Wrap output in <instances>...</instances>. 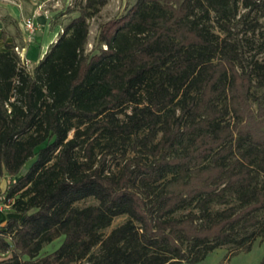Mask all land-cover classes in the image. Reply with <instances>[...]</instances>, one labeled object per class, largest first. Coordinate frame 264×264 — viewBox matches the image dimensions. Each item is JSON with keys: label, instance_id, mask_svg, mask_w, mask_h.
<instances>
[{"label": "trees", "instance_id": "1", "mask_svg": "<svg viewBox=\"0 0 264 264\" xmlns=\"http://www.w3.org/2000/svg\"><path fill=\"white\" fill-rule=\"evenodd\" d=\"M109 1L68 7L31 72L6 29L24 37L19 23L0 17L11 214L0 264H198L222 247L249 251L264 238V31L257 46L246 34L261 30L264 0H135L87 51ZM87 199L97 204L76 206Z\"/></svg>", "mask_w": 264, "mask_h": 264}, {"label": "rangeland", "instance_id": "2", "mask_svg": "<svg viewBox=\"0 0 264 264\" xmlns=\"http://www.w3.org/2000/svg\"><path fill=\"white\" fill-rule=\"evenodd\" d=\"M76 0H0V17L9 16L11 20H15L18 23L30 18L33 13L38 7L42 6V10L40 16L36 18H41L40 23L35 20V31L31 35L29 41L22 36L17 34V30L15 26L11 23L6 24L7 32H9L12 38H17L16 42L19 45V53L24 57V61H28L26 70L31 72L34 68L36 61L42 55V48L39 46L41 45L42 39L44 34L47 31L48 37L51 39L48 42L50 46L52 43L56 42L59 34L62 32L63 26L67 23V16L64 14L68 7L73 6ZM135 3V0H110L109 3L102 8L100 13L90 21V33H89V43L87 46V51H90L92 45L94 43L97 28L99 24L109 21L110 19L122 15L129 7H131ZM245 11L240 10V14L242 15ZM17 18L18 20H16ZM53 20H57L62 23L61 26L56 27L55 29L51 30V22ZM43 22V23H42ZM259 23L262 24L261 30H258L253 34L249 32L246 34V37H250L251 40L255 42V46H257L261 41V37L259 32L264 31V19H260ZM2 25L0 24V28ZM48 29V30H46ZM57 30V38L52 36L54 32ZM217 31V30H215ZM11 40V39H10ZM21 47H25L22 49ZM4 49V43L0 37V49ZM48 47L46 48V52ZM256 48L251 50L248 55H252L256 53ZM256 58L262 62H264V52L257 54ZM72 133H70V137ZM128 156H132V153L129 152ZM122 161V157L117 155L116 159H110V169L113 171L117 170V164ZM31 162H29L26 167L30 166ZM4 184V180L0 181V185ZM6 185V182H5ZM1 192V188H0ZM97 202L93 199H87L85 201L79 202L76 204L77 207L83 208L89 205H96ZM224 207L220 206H213L212 210H222ZM10 209L2 211L4 214H8L10 216ZM188 211H184L179 213L178 215H183ZM260 218L264 219V213L260 214ZM126 220V217H117L114 219L110 228L105 230L103 233L105 235L109 234V232L114 229L115 227L121 225ZM62 239H56L51 244L44 246L40 256H46L52 254L61 244ZM98 248L94 249V252H97ZM264 258V238H258L251 246L249 251L245 249L239 250L234 246H226L220 249L215 250L214 252L208 254V256L198 264H259L261 259ZM81 264H87L82 262ZM186 264V263H181Z\"/></svg>", "mask_w": 264, "mask_h": 264}, {"label": "built area", "instance_id": "3", "mask_svg": "<svg viewBox=\"0 0 264 264\" xmlns=\"http://www.w3.org/2000/svg\"><path fill=\"white\" fill-rule=\"evenodd\" d=\"M41 10H42V6L38 7L33 15L31 16V18H27L26 20L22 21L21 23H19V26H20V29L22 31V33L24 34V37L26 39L30 38L31 35L33 34V32L35 31V21L34 19L37 17V16H40V13H41ZM29 41V39L27 40ZM16 52L18 54L19 53V50L18 48L15 49ZM28 61H25V65L27 66V63ZM1 193V192H0ZM9 201L5 202V198L3 196L0 195V212L4 211V210H7L9 209Z\"/></svg>", "mask_w": 264, "mask_h": 264}, {"label": "crops", "instance_id": "4", "mask_svg": "<svg viewBox=\"0 0 264 264\" xmlns=\"http://www.w3.org/2000/svg\"><path fill=\"white\" fill-rule=\"evenodd\" d=\"M34 13V12H33ZM33 13H31V15H33ZM31 18V17H30ZM43 19V17H40V18H36V21H37V23L39 22L40 23V19ZM16 20H18L17 18H15ZM35 21V20H34ZM43 23V22H42ZM59 28V27H58ZM55 29V28H54ZM46 30H48V29H46ZM51 30H53V29H51ZM52 32H54L53 33V37H54V40H55V38H57L56 36H57V34H58V32H57V30H55V31H52ZM51 38L50 37H48V35H47V31H46V33L44 34V37H43V39H42V42H41V45L39 46L40 48H42V55H41V57L39 58V59H42V57L45 55V53H46V48L48 47L49 48V45H48V42H49V40H50ZM11 40L10 39H8V42H10ZM0 51H3V48H1L0 49ZM1 181V180H0ZM0 188H1V192L4 190V188H5V180H4V184H1L0 185ZM11 215V214H10ZM10 216H8V214H4L3 212H0V226H3V222L7 219V218H9Z\"/></svg>", "mask_w": 264, "mask_h": 264}]
</instances>
